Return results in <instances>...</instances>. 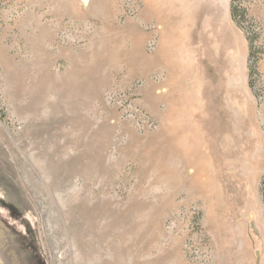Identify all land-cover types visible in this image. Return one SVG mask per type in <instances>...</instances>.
<instances>
[{
    "label": "rangeland",
    "instance_id": "1",
    "mask_svg": "<svg viewBox=\"0 0 264 264\" xmlns=\"http://www.w3.org/2000/svg\"><path fill=\"white\" fill-rule=\"evenodd\" d=\"M0 226L15 264H264V0H0Z\"/></svg>",
    "mask_w": 264,
    "mask_h": 264
},
{
    "label": "flooded vegetation",
    "instance_id": "2",
    "mask_svg": "<svg viewBox=\"0 0 264 264\" xmlns=\"http://www.w3.org/2000/svg\"><path fill=\"white\" fill-rule=\"evenodd\" d=\"M5 232L6 229L0 226V254H3L9 257V259L11 260V264H15L16 259L13 258L12 254H11V250L12 247L9 246V243L7 242L10 238V236L8 234H6ZM5 242V244H4ZM6 242L8 243L6 246ZM3 263V259L0 257V264Z\"/></svg>",
    "mask_w": 264,
    "mask_h": 264
},
{
    "label": "trees",
    "instance_id": "3",
    "mask_svg": "<svg viewBox=\"0 0 264 264\" xmlns=\"http://www.w3.org/2000/svg\"><path fill=\"white\" fill-rule=\"evenodd\" d=\"M230 10H231V16L235 20L236 19V15H237L236 10H235V8L233 6L231 7Z\"/></svg>",
    "mask_w": 264,
    "mask_h": 264
},
{
    "label": "bare ground",
    "instance_id": "4",
    "mask_svg": "<svg viewBox=\"0 0 264 264\" xmlns=\"http://www.w3.org/2000/svg\"><path fill=\"white\" fill-rule=\"evenodd\" d=\"M190 152H191V150H190ZM193 152V151H192Z\"/></svg>",
    "mask_w": 264,
    "mask_h": 264
}]
</instances>
